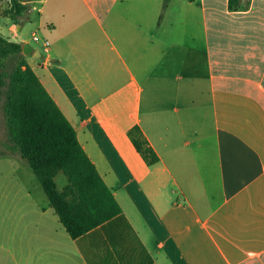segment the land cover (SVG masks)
<instances>
[{"label":"crops","instance_id":"0c3cea01","mask_svg":"<svg viewBox=\"0 0 264 264\" xmlns=\"http://www.w3.org/2000/svg\"><path fill=\"white\" fill-rule=\"evenodd\" d=\"M10 1L0 36L41 54L121 213L73 239L0 131V264H264V0H21L17 19Z\"/></svg>","mask_w":264,"mask_h":264},{"label":"trees","instance_id":"16d2710c","mask_svg":"<svg viewBox=\"0 0 264 264\" xmlns=\"http://www.w3.org/2000/svg\"><path fill=\"white\" fill-rule=\"evenodd\" d=\"M242 1L228 0L229 9L240 10ZM26 10L21 0H11L4 14L17 19ZM15 57L18 62L9 71L8 62ZM5 88L4 113L12 146L27 160L68 234L77 239L118 216L121 208L113 193L79 143L75 129L27 64L23 45L0 36V103ZM134 132L137 151L149 164L156 163L159 158L154 150L138 128ZM59 173L67 181L62 190L55 180Z\"/></svg>","mask_w":264,"mask_h":264},{"label":"rangeland","instance_id":"374dc122","mask_svg":"<svg viewBox=\"0 0 264 264\" xmlns=\"http://www.w3.org/2000/svg\"><path fill=\"white\" fill-rule=\"evenodd\" d=\"M39 36H41L40 33H39ZM17 62H18V59L16 57L11 59L8 62V70L11 71L15 67ZM5 94H6V88L4 89V94L2 97V101L0 103V131H2V132L6 131V137L9 138L7 128H6L5 113H4ZM8 138L6 139V142L11 143L10 139H8ZM8 169L9 168L5 164V161L1 160L0 161V179H3L7 175ZM26 170H27V177H28V190H29V192H31L36 197V199L38 200L39 203H42V204L45 203L46 204L47 202H49V199H48L41 183L39 182L38 178L36 177V175L34 174V172L32 171V169L30 168L29 165H27ZM55 180H56V183H57L58 188L60 190H62L67 183L66 177L63 173H59L56 176ZM3 187L4 186L2 184H0V189Z\"/></svg>","mask_w":264,"mask_h":264},{"label":"water","instance_id":"95a60500","mask_svg":"<svg viewBox=\"0 0 264 264\" xmlns=\"http://www.w3.org/2000/svg\"><path fill=\"white\" fill-rule=\"evenodd\" d=\"M23 54L25 55H38V56H41V54H39L38 51H35L33 46L31 44H25L24 47H23Z\"/></svg>","mask_w":264,"mask_h":264},{"label":"built area","instance_id":"2783aa9c","mask_svg":"<svg viewBox=\"0 0 264 264\" xmlns=\"http://www.w3.org/2000/svg\"><path fill=\"white\" fill-rule=\"evenodd\" d=\"M33 38H34L35 41H39L40 40V38L36 34L33 36ZM44 43H45L46 46L49 45V42L46 41V40L44 41Z\"/></svg>","mask_w":264,"mask_h":264}]
</instances>
